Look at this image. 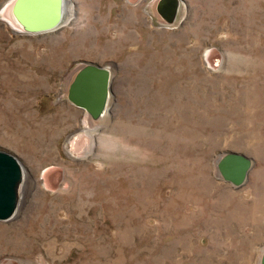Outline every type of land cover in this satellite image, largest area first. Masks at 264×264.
Segmentation results:
<instances>
[{"label":"rangeland","instance_id":"obj_1","mask_svg":"<svg viewBox=\"0 0 264 264\" xmlns=\"http://www.w3.org/2000/svg\"><path fill=\"white\" fill-rule=\"evenodd\" d=\"M0 0V149L27 184L0 220V264H260L264 252V0H68L22 32ZM18 29H17V28ZM16 28V29H15ZM111 71L105 116L68 90ZM254 159L245 185L219 173Z\"/></svg>","mask_w":264,"mask_h":264},{"label":"water","instance_id":"obj_2","mask_svg":"<svg viewBox=\"0 0 264 264\" xmlns=\"http://www.w3.org/2000/svg\"><path fill=\"white\" fill-rule=\"evenodd\" d=\"M183 0H160L158 13L173 24ZM67 0H15L12 14L15 21L30 35L43 34L59 29L64 20ZM111 94V71L95 62H86L76 72L68 90L70 102L84 109L97 120L108 110ZM254 159L242 152L228 151L217 163L220 175L234 187L246 184ZM25 181L24 170L16 155L0 149V220L13 219L20 207V188ZM264 264V252L260 260Z\"/></svg>","mask_w":264,"mask_h":264},{"label":"bare ground","instance_id":"obj_3","mask_svg":"<svg viewBox=\"0 0 264 264\" xmlns=\"http://www.w3.org/2000/svg\"><path fill=\"white\" fill-rule=\"evenodd\" d=\"M68 1V0H67ZM17 23V22H16ZM17 25H18V23H17ZM19 27H20V25H18ZM17 28V27H16ZM15 28V29H16ZM21 28V27H20ZM18 29V28H17ZM21 30H22V32H23V29L21 28ZM105 116V115H104ZM27 179V178H26ZM26 179H25V183L24 184H27V181H26Z\"/></svg>","mask_w":264,"mask_h":264}]
</instances>
